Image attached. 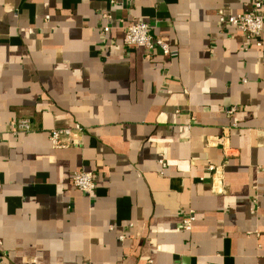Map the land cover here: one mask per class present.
<instances>
[{"label":"crops","instance_id":"0c3cea01","mask_svg":"<svg viewBox=\"0 0 264 264\" xmlns=\"http://www.w3.org/2000/svg\"><path fill=\"white\" fill-rule=\"evenodd\" d=\"M254 2L0 0V264H264V34L218 21ZM134 23L171 54L125 48Z\"/></svg>","mask_w":264,"mask_h":264},{"label":"built area","instance_id":"2783aa9c","mask_svg":"<svg viewBox=\"0 0 264 264\" xmlns=\"http://www.w3.org/2000/svg\"><path fill=\"white\" fill-rule=\"evenodd\" d=\"M263 0H255L252 9L249 12L239 15L227 16L224 12L218 14V21L221 27L230 26L241 32L249 41H254L259 39L264 34V18L262 16ZM103 20L111 21L112 17L110 14H103ZM110 31V26H106L103 32L106 34ZM123 46L128 49H146L149 54L160 50L164 56H169L171 54V46L163 38H160L154 34L153 26L149 23H134L127 27ZM151 56V55H150ZM236 108L230 111L231 114L236 112ZM35 131L32 123L27 118H20L14 124V134H29ZM81 127H69L64 129H55L49 132V140L55 149L66 148L70 145V142L75 143L72 140L75 136V132H80ZM67 139L69 144H63L62 140ZM228 136L225 133L223 138L215 139L212 143L216 146H223L227 148ZM210 143V142H209ZM210 143V144H212ZM160 166L164 170L167 168L165 160H160ZM209 171L212 172L213 188L216 194L225 193V184L222 175V168L210 166ZM95 177L92 172L79 171L76 172L72 177V186L87 194H91L95 191ZM196 217L194 212L189 213V215L183 220V226L185 231H191L193 228V223ZM124 239V237H123Z\"/></svg>","mask_w":264,"mask_h":264}]
</instances>
